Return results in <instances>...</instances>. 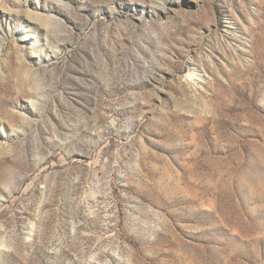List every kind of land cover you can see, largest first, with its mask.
Wrapping results in <instances>:
<instances>
[{
    "label": "rangeland",
    "instance_id": "rangeland-1",
    "mask_svg": "<svg viewBox=\"0 0 264 264\" xmlns=\"http://www.w3.org/2000/svg\"><path fill=\"white\" fill-rule=\"evenodd\" d=\"M0 264H264V0H0Z\"/></svg>",
    "mask_w": 264,
    "mask_h": 264
},
{
    "label": "bare ground",
    "instance_id": "bare-ground-1",
    "mask_svg": "<svg viewBox=\"0 0 264 264\" xmlns=\"http://www.w3.org/2000/svg\"><path fill=\"white\" fill-rule=\"evenodd\" d=\"M195 76V75H194Z\"/></svg>",
    "mask_w": 264,
    "mask_h": 264
}]
</instances>
